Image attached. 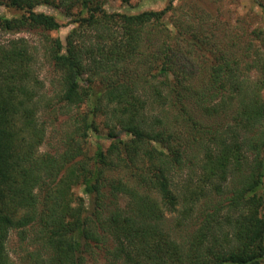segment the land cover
<instances>
[{
    "label": "trees",
    "instance_id": "trees-1",
    "mask_svg": "<svg viewBox=\"0 0 264 264\" xmlns=\"http://www.w3.org/2000/svg\"><path fill=\"white\" fill-rule=\"evenodd\" d=\"M107 2L0 0L15 12L0 15V32L46 38L62 114L86 110L70 116L59 150L41 152L51 103L38 91V48L27 38L0 41V264H15L11 233L29 228L39 248L32 264H264V29L213 41L218 54L206 41L201 54L212 53V64L196 71L191 47L175 46L165 26L173 0L135 15L108 13ZM43 5L73 19L64 40L50 37L62 25L37 11ZM193 162L202 181L191 177L180 196L173 174ZM231 179L235 216L209 215L189 234L165 228L182 197L190 217Z\"/></svg>",
    "mask_w": 264,
    "mask_h": 264
},
{
    "label": "rangeland",
    "instance_id": "rangeland-1",
    "mask_svg": "<svg viewBox=\"0 0 264 264\" xmlns=\"http://www.w3.org/2000/svg\"><path fill=\"white\" fill-rule=\"evenodd\" d=\"M171 0H132L129 4H125L122 0H108L105 9L108 13H124L129 15L140 14L146 11H161L170 5ZM258 2H264V0H173V8L168 12L165 18V26L169 27L174 32L175 46L180 44L183 46V50L186 48L193 50L194 59L197 63H193L196 71L197 69L210 66L212 64V53L206 52V56L201 54L205 48V43L210 46V49L218 54L221 52L222 47H214L212 42L220 41L221 45L231 42L238 34H249L255 28L264 29V12L259 6ZM38 12H44L49 15L56 16L62 25L59 31H53L50 37L61 38L64 40L70 31L75 27L73 19H68L62 15L61 9H55L54 7L43 5L37 8ZM15 12L8 10L4 7H0V15H5L9 18L14 16ZM203 32V33H202ZM203 34V35H202ZM214 34V35H213ZM194 35L196 38H194ZM27 38L32 46L38 48L39 54L37 57V64H35V70L38 74L41 82V89H38L42 95L43 105L51 103L49 109L44 112L43 116L47 122L48 136L45 145L42 147L41 152H55L61 148L60 142L63 134L68 130L70 131V116L86 111L83 107L80 110L65 108L62 114L60 108L62 106L58 101V94L62 91L60 81L62 80L60 75L55 72V69L50 66V63L44 59L42 52L46 45L42 35H30L27 33L10 34L0 32V41L7 43L13 39ZM42 40V41H41ZM212 44V45H211ZM256 47L260 46L259 42H256ZM48 45V43H47ZM179 46V45H178ZM186 47V48H184ZM177 48V47H176ZM261 49V47H259ZM205 51V50H204ZM256 53L257 51H253ZM264 55V50H260ZM198 54H201L198 57ZM192 66V65H191ZM258 76V75H257ZM256 72L252 73L251 79L257 77ZM250 81V80H249ZM264 97V91H263ZM152 107L158 108L153 105ZM59 113V115H58ZM84 113V112H83ZM57 114V116H56ZM149 117H152V113H147ZM56 118V119H55ZM105 120V119H104ZM103 120V121H104ZM106 120L102 124L101 133L106 132ZM95 143L97 138L90 137V140ZM105 146L109 145L108 141L101 140ZM95 147H91L90 155H93ZM53 152V153H54ZM193 157V156H191ZM195 160V158H194ZM173 174L174 190L178 195L189 194L185 191L190 178L193 177L194 182H191L194 186H197L201 181L200 176L202 174L198 164L188 163L181 170H176ZM239 185L237 179H231L222 186L219 192L213 191L210 197L209 204L205 206L204 203L198 205L190 213L191 216L184 217L183 211L185 206L183 203V197L181 205L178 207V211L174 213L166 212L165 220L163 221L166 229L176 230L179 234H189L195 231L207 220L210 221L209 215L217 214L223 221L224 217L230 211L229 198ZM213 189V185H212ZM77 197L82 196V189L77 187L75 189ZM262 194V192H260ZM232 216H235L233 210H231ZM177 220L182 222L186 227L185 231L177 226ZM225 224L224 222H222ZM215 227L219 228L217 225ZM225 233L230 232V226L224 225ZM180 229V230H179ZM33 229L29 228L26 231V235H19V232L13 231L11 233L8 242V251L15 264H32V254L36 253L39 249L36 246V233L31 232ZM30 232V233H28ZM217 238L223 242V231H218Z\"/></svg>",
    "mask_w": 264,
    "mask_h": 264
}]
</instances>
